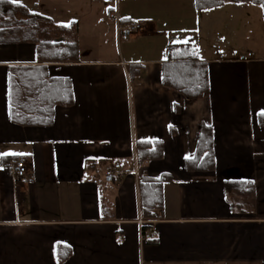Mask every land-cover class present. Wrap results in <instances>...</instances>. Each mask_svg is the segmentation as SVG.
I'll use <instances>...</instances> for the list:
<instances>
[{
	"label": "crops",
	"instance_id": "obj_1",
	"mask_svg": "<svg viewBox=\"0 0 264 264\" xmlns=\"http://www.w3.org/2000/svg\"><path fill=\"white\" fill-rule=\"evenodd\" d=\"M9 1L55 25L75 24L80 60L41 63L39 37L28 30L0 44V264H264V57L240 55L256 32L257 5ZM117 19L142 30L123 38ZM186 44L208 64L210 91L198 101L163 84L170 47ZM226 48L233 57L217 58ZM130 65L141 67L135 81ZM42 79L68 80L73 104L56 106L50 126L12 122V104L23 124L36 113L30 102L45 103ZM203 123L213 128L216 169L187 172ZM137 142L164 146L162 159L138 166V178ZM14 156L30 167L22 182L9 166ZM114 165L124 172L118 184L104 177ZM164 177L163 209L146 221L140 180ZM228 183L241 186L230 191ZM140 220L154 223L149 244ZM60 245L72 252L66 262Z\"/></svg>",
	"mask_w": 264,
	"mask_h": 264
},
{
	"label": "trees",
	"instance_id": "obj_2",
	"mask_svg": "<svg viewBox=\"0 0 264 264\" xmlns=\"http://www.w3.org/2000/svg\"><path fill=\"white\" fill-rule=\"evenodd\" d=\"M228 3H251L263 8L264 0H196L198 10L214 9ZM34 33L40 40L38 42V60L44 64L76 63L80 60V47L77 26H58L43 15L31 13L25 6L9 0H0V44L8 37L25 31ZM14 37V36H13ZM196 49L190 44L173 45L169 49V59L164 63L163 84L174 89L189 101H198L210 91L208 64L199 61ZM46 67V66H42ZM141 67L129 66L131 81L139 76ZM43 93V103L40 106L30 102L36 113L30 120H15L13 114H18L20 108L11 105L12 122L28 126H50L53 124L54 108L58 105L71 106L73 104L72 88L68 80L50 79V84L38 80ZM45 92L48 101H45ZM53 99V102H49ZM42 111V114L40 113ZM260 126L264 127V115L258 119ZM214 132L211 126L203 123L197 139V147L193 157L185 161L187 172L206 173L216 169V154L214 150ZM135 157L138 166L157 161L164 156V146L161 142H137ZM18 157L10 158L9 162ZM168 178L154 180L142 178L139 183L142 217L146 221L158 219L157 212L163 209V187ZM241 184H226L230 191ZM250 186V185H248ZM227 196L231 201L233 197ZM148 227H145L147 229ZM153 242V241H151ZM150 242V243H151ZM57 256L60 262H66L71 257V250L63 245L58 246Z\"/></svg>",
	"mask_w": 264,
	"mask_h": 264
},
{
	"label": "built area",
	"instance_id": "obj_3",
	"mask_svg": "<svg viewBox=\"0 0 264 264\" xmlns=\"http://www.w3.org/2000/svg\"><path fill=\"white\" fill-rule=\"evenodd\" d=\"M118 21V19H117ZM118 33L124 38H131L138 32L142 30V25L140 23H129L127 25L121 24V22L118 21ZM10 169L16 176V181L22 182L26 179V177L29 174V165L26 162L25 159L19 158V159H13L10 161ZM134 176L139 177L140 169L137 165V162L135 160L134 164V170L132 172ZM124 172L122 171L121 165H114L109 166L106 168L105 171V177L110 183L118 184L123 179ZM139 227H140V236L142 244H148L149 242L155 240L156 238V229L154 227V223H147L146 221L140 220L139 221ZM145 226H149V228L145 229Z\"/></svg>",
	"mask_w": 264,
	"mask_h": 264
},
{
	"label": "rangeland",
	"instance_id": "obj_4",
	"mask_svg": "<svg viewBox=\"0 0 264 264\" xmlns=\"http://www.w3.org/2000/svg\"><path fill=\"white\" fill-rule=\"evenodd\" d=\"M70 8V10L74 11L75 8L74 5L68 6ZM258 9V14H257V20H256V32L255 34H251L250 39H247L245 41H242L241 44H243V49L241 51L240 55H244V57H264V15H263V8L261 6H257ZM57 10V9H54ZM62 10V9H61ZM83 10H85V7L83 8ZM81 8L78 9L76 8L75 11H83ZM83 52H87L88 49V45L85 42V39L83 40ZM225 46V44H222ZM244 50V51H243ZM224 54H219L217 52V58H222V57H227L228 55L230 57L232 56V53H234V51L232 49H224L223 50ZM89 55H87L85 58L86 59H90L91 57H88ZM237 57V56H235Z\"/></svg>",
	"mask_w": 264,
	"mask_h": 264
}]
</instances>
